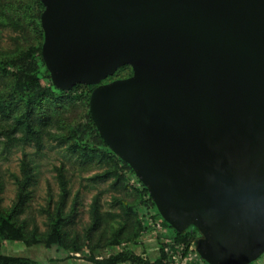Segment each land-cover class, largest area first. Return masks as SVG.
Listing matches in <instances>:
<instances>
[{"label": "water", "instance_id": "95a60500", "mask_svg": "<svg viewBox=\"0 0 264 264\" xmlns=\"http://www.w3.org/2000/svg\"><path fill=\"white\" fill-rule=\"evenodd\" d=\"M52 85L207 264L264 253V0H39ZM129 65L132 74L101 81Z\"/></svg>", "mask_w": 264, "mask_h": 264}, {"label": "rangeland", "instance_id": "374dc122", "mask_svg": "<svg viewBox=\"0 0 264 264\" xmlns=\"http://www.w3.org/2000/svg\"><path fill=\"white\" fill-rule=\"evenodd\" d=\"M42 10L38 0H0V254L110 264L128 251L134 258L116 264H180L171 229L142 230L156 218L143 185L91 139L93 86L60 93L42 77Z\"/></svg>", "mask_w": 264, "mask_h": 264}, {"label": "trees", "instance_id": "16d2710c", "mask_svg": "<svg viewBox=\"0 0 264 264\" xmlns=\"http://www.w3.org/2000/svg\"><path fill=\"white\" fill-rule=\"evenodd\" d=\"M38 2L41 4V2L38 0ZM42 6V4H41ZM43 7V6H42ZM41 14V13H40ZM42 31V29H41ZM42 42H43V32H42V41L41 43L38 45V47H36V49H34V51L36 52L43 68H44V76L42 77H45L46 79L49 80V84H50V87L53 89V90H57L59 91L60 93H68L72 90H74L76 87L78 86H83L85 84H76L74 85L70 90L68 91H61L57 88H55L51 81H50V77H49V73L48 71L46 70L45 68V65L43 63V60H42V57H41V45H42ZM123 68H128V71L125 75L123 76H115V72L119 69H123ZM112 75H109L107 77H110L111 79L110 80H105L103 79L101 81V83H107V82H110L112 80H115V79H120V78H126L128 76H130L132 74V70H131V67L129 65H125V66H122L120 68H118ZM94 88V86H93ZM88 100L87 99V113L85 115V119H86V123H87V126L90 128V131H91V139L93 141V143L97 146V147H101L103 149H107L108 147L106 146V144L104 143V141L102 140V138L99 136L91 118H90V115H89V110H88ZM111 154V157H113V159L116 161V162H119L123 165V167L127 170H130L131 173H133V171L131 170V168L123 161H121L116 155H114L112 152H110ZM144 193L146 195H148L147 193V190L144 188ZM147 204L150 206V208H152L154 210V214L155 215H152V217H158L161 221V223L171 229L170 226H168L159 216V214L157 213L155 207H154V204L153 202L151 201V198L149 197L148 195V200H147ZM148 225L147 224H142V230H148ZM172 231V234H173V242H174V246L172 247L171 249V252H170V256H171V260H175V258L177 259H182L184 257V255L186 254V251H187V248H188V244L189 242L195 238L196 235H198V232L193 228V227H189L187 228L186 230H184L183 232H176L174 231L173 229H171ZM134 258V256H132L130 253H128V251H122L121 253L117 254L113 259L112 261L110 262V264H116L118 262H121V261H124V260H128V259H132ZM133 263L132 264H148L145 260L143 259H140V258H137V259H133L132 260ZM254 263V262H253ZM251 263V264H253ZM0 264H40L38 261L34 260V259H31V258H28V257H20V256H7V255H3V254H0Z\"/></svg>", "mask_w": 264, "mask_h": 264}, {"label": "built area", "instance_id": "2783aa9c", "mask_svg": "<svg viewBox=\"0 0 264 264\" xmlns=\"http://www.w3.org/2000/svg\"><path fill=\"white\" fill-rule=\"evenodd\" d=\"M159 222L161 221L158 217H156L154 221H149V223H147L149 227L148 231L154 230L155 232H158V233L166 232L165 229H162V226L159 224ZM198 238H199V234L196 235L195 238H193L189 242L186 254L184 255L182 259H179L180 264H207L205 261H203L200 258V256L196 252V243H197Z\"/></svg>", "mask_w": 264, "mask_h": 264}]
</instances>
